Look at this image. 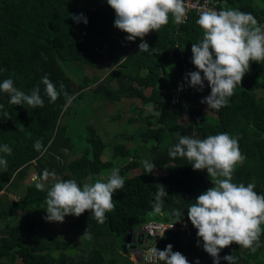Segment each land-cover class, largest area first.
<instances>
[{
	"label": "trees",
	"instance_id": "16d2710c",
	"mask_svg": "<svg viewBox=\"0 0 264 264\" xmlns=\"http://www.w3.org/2000/svg\"><path fill=\"white\" fill-rule=\"evenodd\" d=\"M218 1V8L250 12L264 24V0ZM70 14H83L87 23H74ZM197 17L190 12L183 24H175L169 15L167 24L143 37L151 49L142 52L138 51L140 38L126 41V33L113 27L114 12L105 0H0V67L4 68L0 80L10 77L16 87L27 93L40 84L41 76L48 74L67 93L49 102L40 84L44 105L37 108L10 104L8 94L0 93V104L4 105L0 109V144L12 149L10 155L0 153L7 160V168L0 169V220L15 216L19 221L18 232L0 234V264H134L120 256L128 234L150 221L180 219L186 229L165 233L156 248L162 250L171 244L172 250L183 254L190 264L197 258L199 264H212V258L197 246L196 230L188 222L186 210L211 186L213 178L204 170H193L183 157H170L168 148L178 142L177 133L191 134L184 132L179 123L183 116L190 126L197 127L195 132L200 138L228 132L238 137L245 157L235 168L232 181L245 185L254 182V190L264 193V91L258 94L264 90V65L261 61L250 62L228 103L219 110H207L200 102L209 92L207 84L197 91L184 80L187 72L195 70L191 44L202 37ZM102 55L109 59L111 69L107 75L99 81L98 74L80 73L76 77L80 83L74 89V75L68 76L61 63L71 64L77 71L82 65L95 68ZM146 89H150L148 95L143 94ZM88 98L111 102L115 107L129 101V109L135 111V117L127 120L129 124L141 123L143 110L133 105L136 100L151 103L160 114L153 122L148 120L142 125L141 132L131 135L140 145L115 143L113 158L128 159L116 168L125 183L112 195L115 207L105 214L103 223H97L90 210L71 215L69 229L80 243L70 246L50 222L42 219L46 189L23 193L19 183L31 168L37 179L47 169L54 171L57 178L66 175L81 186L88 179L94 181L108 173L103 177L106 179L110 175L111 161L101 160L107 145L93 128H88L87 137L80 139L78 133L68 134L71 116H77L81 104L90 107ZM173 99L177 102L173 103ZM205 111L214 116L212 121H207ZM37 140L41 143L39 149L34 148ZM148 142L153 144L151 162L164 172L158 175L144 169L127 176L140 165V148ZM78 148L82 150L75 157ZM41 181L50 186L52 179ZM157 184L165 186L167 195L160 214L152 211ZM177 211L183 212L182 216L175 215ZM85 232L90 238L83 235ZM259 242L254 252L232 243L219 256L233 254L236 264H264V231ZM220 264L227 262L221 259Z\"/></svg>",
	"mask_w": 264,
	"mask_h": 264
},
{
	"label": "clouds",
	"instance_id": "9594fccd",
	"mask_svg": "<svg viewBox=\"0 0 264 264\" xmlns=\"http://www.w3.org/2000/svg\"><path fill=\"white\" fill-rule=\"evenodd\" d=\"M105 3L114 12L113 27L126 33V41L140 38L138 51L142 52L151 49L143 39L149 31L155 32L167 24L169 15L175 23H183L188 11L187 0H105ZM70 16L74 23H87L83 14ZM196 24L202 30V37L190 48L195 70L187 72L184 80L188 87L197 91L203 90L207 84L209 92L200 102L207 106V110H219L228 103L234 89L239 87L250 62L264 60V24L258 23L250 12L207 7L199 11ZM3 71L4 68L0 67V72ZM40 84L44 86L49 102H54L61 95L67 96L63 91L64 86L54 84L48 74L41 76ZM40 84L26 93L14 85L12 78H4L0 80V93H7L9 103L13 105L43 107ZM3 107L0 104V109ZM177 136L178 142L169 146L168 155L185 158L190 161L193 170H204L207 176L213 178L211 186L201 192L186 210L188 222L196 230L197 246L212 258V264H220L221 259L227 264H236L237 258L233 254L220 257L219 253L232 243L253 252L260 246L259 237L264 231V193L254 190V182L245 185L232 181L235 168L245 159L239 149L238 137L219 132L200 138L194 129L191 134L177 133ZM40 147L41 143L37 140L34 148ZM11 151L8 144H0V153L10 155ZM142 164L148 173L155 168L149 160L142 161ZM6 168L7 160L0 155V169ZM48 178L52 179L50 186L41 182ZM124 183L119 169H113L106 179L99 178L82 186L75 179H59L54 171L45 169L35 183L36 189H46L45 207L42 208L45 215L42 219L62 223L68 215L79 216L90 210L96 222L103 223L107 219L105 214L115 207L113 193L123 188ZM166 196L165 186L157 184L152 203L154 213L162 212L163 198ZM182 213L177 211L174 214L182 216ZM139 228L128 234L131 241L126 244L137 241L138 235L142 234ZM83 235L90 238L87 232ZM140 239L142 243L143 234ZM135 256L138 263L133 261L134 264H140V253ZM145 258L151 264H160L161 261L163 264H190L183 254L172 250L171 244L162 250L155 246L148 247ZM192 264H199L198 258Z\"/></svg>",
	"mask_w": 264,
	"mask_h": 264
},
{
	"label": "rangeland",
	"instance_id": "374dc122",
	"mask_svg": "<svg viewBox=\"0 0 264 264\" xmlns=\"http://www.w3.org/2000/svg\"><path fill=\"white\" fill-rule=\"evenodd\" d=\"M261 62L264 65V60H261ZM108 64H109V59L106 55H102L99 57L98 66L95 68L82 65L81 69L77 71V69H75L73 65L68 63L65 64L61 63L65 73L68 76L74 75L71 76L73 80L72 86L74 89H77L80 83V79L76 78L78 76H81L80 73H83L84 75L87 76H91L92 74L102 75V73H106L109 71L110 67L108 66ZM171 66L172 65L168 67ZM149 91L150 89H146L144 90L143 94L148 95ZM263 91L264 90H260L258 94L262 95ZM85 97H87V95ZM88 100L91 101L90 102L91 105L89 108H86L83 104H81L77 108L78 111L77 116L75 114L71 116L73 119V123H71L70 127H68V134L74 136L76 135V133H78L79 134L78 139H80V137L82 138L87 137V134L89 132L88 128H93L95 132L102 138V140L107 145V148L103 150L101 154V160L111 161L112 168L110 170L112 171L113 169H116L122 166L123 164H125L128 160L127 157H123V156L113 158L112 149L115 143H123L126 144L128 147L131 145L134 146L140 145V143L136 140V137L135 139L130 138L131 135L133 133L138 134L139 132H141L143 130L142 125H144L148 120H151L153 122L157 117V115H153V113L158 112V110L155 108V106H152L151 103L142 104L140 100L139 101L136 100V102H134L133 105L137 107L139 106V108L143 110V113L141 114V123L134 122L132 124H129L127 120L130 117H135V111L129 109L128 107L129 101H126L124 103L121 102L119 106L117 105L118 107L117 106L115 107L113 104H111V102H105V101L100 102V101L90 100V98H88ZM204 115L208 122L214 119V116L208 111H205ZM179 123L183 131L186 133H191L193 129L196 130L197 128L196 126L193 125L190 126L188 124V119L184 116L179 119ZM128 140L129 143H127ZM74 141L78 146L79 144H81L78 143L76 136ZM79 147L81 148V146ZM152 147L153 144L151 142H148L146 143V145H143L142 148H140V154H141L139 158L140 165L134 170L130 171L127 174V176L136 175L145 169L142 164V161L149 160L151 162L150 149ZM80 148H78L74 152L73 156L76 157L80 154L82 150V149L80 150ZM152 172L159 175L162 174L164 171L154 168ZM106 174L95 177V179L103 178ZM59 179H68V177L64 175L61 176ZM37 180L38 179L33 173L32 168L29 169L25 178L20 181L21 183H19L20 190L23 193L24 192L27 193L28 190H30L31 192L37 190L35 188V183L37 182ZM94 181L88 179L85 181V183H92ZM12 198L15 199V197ZM70 216L71 215L66 216L62 223L50 222V225L53 229H55L58 232L61 239L66 241L70 246H76L80 243V239L78 240V238L74 237L71 230L69 229ZM18 223H19L18 217L15 218V216H10L7 220H0V234H2L4 231H8L9 234L18 232L19 231ZM124 250L125 252L123 251V253H120L121 257H123L124 259L128 258L131 261H135L136 263H138L137 262L138 259L136 258L135 253L132 252V255H130V251H131L130 245L126 244ZM18 263L21 264L20 261H18ZM120 264H124V263H120Z\"/></svg>",
	"mask_w": 264,
	"mask_h": 264
},
{
	"label": "built area",
	"instance_id": "2783aa9c",
	"mask_svg": "<svg viewBox=\"0 0 264 264\" xmlns=\"http://www.w3.org/2000/svg\"><path fill=\"white\" fill-rule=\"evenodd\" d=\"M218 5H220V2L218 0H187L188 11H187L186 17L190 12H193L196 15H198L201 8H204V7L220 10V8H218ZM172 102L173 103L177 102V99H173ZM172 223L174 222L173 221H169V222L150 221V222H147L141 225V227L139 228V232L143 234V241L141 243L142 249L140 252V262L141 263L151 264V262L145 258L148 252V247H150V246L144 245L145 240L147 238L154 239V243L151 245L152 247H154L156 243L158 242V239L165 233L174 232V231H183L186 229L182 221H176L171 228H168Z\"/></svg>",
	"mask_w": 264,
	"mask_h": 264
},
{
	"label": "water",
	"instance_id": "95a60500",
	"mask_svg": "<svg viewBox=\"0 0 264 264\" xmlns=\"http://www.w3.org/2000/svg\"><path fill=\"white\" fill-rule=\"evenodd\" d=\"M140 238H142V234H139L138 237H137V241H138L139 243H141V241H140L141 239H140ZM130 241H131L130 236L127 235L126 242H127V243H130ZM153 243H154V239H152V238H147V239L145 240V244H144V245H146V246H151ZM124 248H125V246L122 245V249H124ZM123 251L125 252V250H123Z\"/></svg>",
	"mask_w": 264,
	"mask_h": 264
},
{
	"label": "flooded vegetation",
	"instance_id": "af4514ba",
	"mask_svg": "<svg viewBox=\"0 0 264 264\" xmlns=\"http://www.w3.org/2000/svg\"><path fill=\"white\" fill-rule=\"evenodd\" d=\"M131 248H133V252L135 254H138L141 252L142 246L137 243V241H134L131 245Z\"/></svg>",
	"mask_w": 264,
	"mask_h": 264
},
{
	"label": "crops",
	"instance_id": "0c3cea01",
	"mask_svg": "<svg viewBox=\"0 0 264 264\" xmlns=\"http://www.w3.org/2000/svg\"><path fill=\"white\" fill-rule=\"evenodd\" d=\"M110 69H111V67H110ZM109 72V71H108ZM108 72H106V73H102V75H99L100 76V80L99 81H101L102 79H103V77H105V75H107V73ZM131 253V252H130ZM132 254V253H131Z\"/></svg>",
	"mask_w": 264,
	"mask_h": 264
}]
</instances>
